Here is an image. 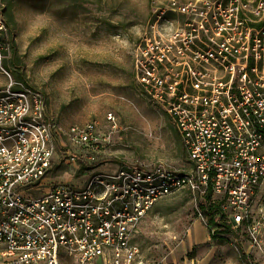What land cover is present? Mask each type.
Wrapping results in <instances>:
<instances>
[{"label":"built area","instance_id":"1","mask_svg":"<svg viewBox=\"0 0 264 264\" xmlns=\"http://www.w3.org/2000/svg\"><path fill=\"white\" fill-rule=\"evenodd\" d=\"M166 1L185 19L154 21L140 39L136 73L175 119L190 165H90L77 183L53 175L57 158L75 177L83 159L97 163L112 132L103 135L97 120L64 125L43 91L13 77L3 61L10 46H1L0 5V63L9 80L0 88V264H196L190 244L181 260L154 259L136 240L149 211L179 190L193 197L213 235L245 227L250 248L264 244V0ZM207 197L218 206L215 225L201 205ZM190 230L175 237L177 247ZM239 264L264 261L244 252Z\"/></svg>","mask_w":264,"mask_h":264},{"label":"rangeland","instance_id":"2","mask_svg":"<svg viewBox=\"0 0 264 264\" xmlns=\"http://www.w3.org/2000/svg\"><path fill=\"white\" fill-rule=\"evenodd\" d=\"M160 2L0 0L4 20L12 28L6 23L7 31L1 35V46L5 48L6 42L10 46L3 61L13 77L43 91L49 112L64 125L97 120L103 135L112 132V143L106 144L97 163L83 159L89 165L110 170L124 163L158 165L165 161L176 167L190 165L175 119L147 95L136 73L140 39L157 24L154 21L159 13L166 11L162 18L165 22L185 19L183 14L169 11L166 0L157 6ZM8 83L0 63V88ZM64 151L61 147L59 155ZM57 160L54 176L76 183L86 178L85 173L72 177V165L65 164L62 156ZM260 192L264 199V184ZM149 212L136 235L145 256L157 259L169 255L181 260L191 245L196 264H201L203 256L209 264H239L244 252L258 262L264 261V244L250 248L245 227L232 233L223 226L219 234L213 235L186 190L162 198ZM188 228L191 230L185 247H177L175 237ZM208 235L211 238L207 242Z\"/></svg>","mask_w":264,"mask_h":264},{"label":"trees","instance_id":"3","mask_svg":"<svg viewBox=\"0 0 264 264\" xmlns=\"http://www.w3.org/2000/svg\"><path fill=\"white\" fill-rule=\"evenodd\" d=\"M6 23L8 24L9 29L12 30V28L10 26V22L8 20H6ZM10 42H11V45L14 46V39L13 38H11ZM6 63L8 64V62H6ZM81 168L82 169H81L80 174L85 172L87 169H90L91 166L86 161H84L82 163V167ZM209 198L210 197H207L205 200H202L201 205H202L203 210H205L207 216L210 217L211 223L215 225V224H217L218 220L220 219V217L217 215L218 206L216 204H213V203H210V202L208 203L207 200ZM225 231H231V228L229 226H227Z\"/></svg>","mask_w":264,"mask_h":264},{"label":"crops","instance_id":"4","mask_svg":"<svg viewBox=\"0 0 264 264\" xmlns=\"http://www.w3.org/2000/svg\"><path fill=\"white\" fill-rule=\"evenodd\" d=\"M195 221H197V220H195ZM209 236L210 235H208V236H206V241L208 242V239H209ZM196 243H199V242H197V241H195ZM190 244H192L193 245V242H191ZM192 247V246H191ZM209 255V254H208ZM207 260V256L206 257H204L203 256V261L201 262V264H209L210 263V260L209 261H206Z\"/></svg>","mask_w":264,"mask_h":264},{"label":"flooded vegetation","instance_id":"5","mask_svg":"<svg viewBox=\"0 0 264 264\" xmlns=\"http://www.w3.org/2000/svg\"><path fill=\"white\" fill-rule=\"evenodd\" d=\"M159 20H162V18H163V14H161V12L159 13Z\"/></svg>","mask_w":264,"mask_h":264}]
</instances>
